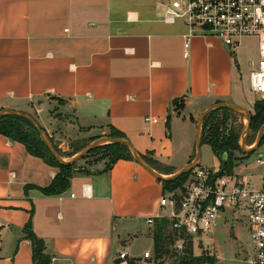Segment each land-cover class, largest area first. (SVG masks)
<instances>
[{
	"label": "crops",
	"instance_id": "obj_1",
	"mask_svg": "<svg viewBox=\"0 0 264 264\" xmlns=\"http://www.w3.org/2000/svg\"><path fill=\"white\" fill-rule=\"evenodd\" d=\"M161 7L153 0H0V111L35 116L55 143L117 130L156 172H179L195 158L191 118L218 103L252 111L258 99L249 76L258 61L244 82L239 67L236 83L234 58L213 65V51H229L214 38H194L185 59L187 28L162 22ZM175 101L184 104L179 111ZM57 173L0 134V264H33L24 233L30 221L52 264H148L154 240L146 220L162 212L163 185L137 162L119 160L108 172L77 174L62 194H44ZM139 236L150 244L132 252Z\"/></svg>",
	"mask_w": 264,
	"mask_h": 264
},
{
	"label": "built area",
	"instance_id": "obj_2",
	"mask_svg": "<svg viewBox=\"0 0 264 264\" xmlns=\"http://www.w3.org/2000/svg\"><path fill=\"white\" fill-rule=\"evenodd\" d=\"M165 9L162 22H181L185 59L189 58L192 40L214 38L230 52L238 50L243 40L255 38L258 62L249 76L252 93L264 100V0H153ZM243 170H239L240 168ZM264 154L254 160L246 158L229 175L218 176L219 168L199 166L191 171L183 188L168 191L160 199L162 212L146 223L154 229L158 219L169 221L173 233V250L181 255L188 242L212 234L234 220L247 218L251 240L245 264H264ZM247 171L250 173L247 175ZM89 189L84 186V195ZM75 197L74 194L71 195ZM128 250L119 254L126 260ZM150 259L151 253L145 252Z\"/></svg>",
	"mask_w": 264,
	"mask_h": 264
},
{
	"label": "trees",
	"instance_id": "obj_3",
	"mask_svg": "<svg viewBox=\"0 0 264 264\" xmlns=\"http://www.w3.org/2000/svg\"><path fill=\"white\" fill-rule=\"evenodd\" d=\"M59 103H63L61 99H57ZM179 102L175 101V105ZM235 112L229 109H218L213 111L205 120L202 128V146L207 144L211 147L212 152L219 158L220 166L218 176L229 175L234 172V169L246 158H251L255 153L245 154L241 150L240 141L243 133V124L239 125L235 116ZM216 115L218 117H216ZM251 117V132L253 137L259 133L264 126V100H257L254 105V113ZM191 121L196 123V120L191 118ZM42 127V126H41ZM43 128V127H42ZM44 129V128H43ZM45 130V129H44ZM0 134L19 143H22L28 152L38 158L43 159L47 164L58 169V173L53 179L52 183L42 188L41 191L46 195H59L66 192L70 186L72 179L77 174L91 175L90 169L78 168V163L71 166H64L59 164L52 156L47 146L44 144L37 128L28 120L6 116L0 120ZM110 138L125 139L124 135L117 130L110 133ZM97 138L86 140L80 148H77L75 154L84 149ZM54 142V140L52 139ZM264 147V135L260 148ZM56 148V147H55ZM259 148V149H260ZM57 149V148H56ZM58 151V150H57ZM59 152V151H58ZM97 152H103L101 157L96 161L106 160L105 170L108 172L119 160L135 161L129 148L120 144H106L93 149L84 159L87 160L91 155ZM240 154V156L238 155ZM60 154V153H59ZM61 155V154H60ZM144 161L154 168V162L139 154ZM65 157L64 155H61ZM72 157L74 156L71 155ZM66 158V157H65ZM191 172L183 175L173 182H161L164 193L173 191L178 188H183ZM25 237L30 241L32 246V260L33 264H52V257L46 253L45 241L38 237L32 230L31 221L24 229ZM154 252L157 257H162L169 253V246L175 242L173 233L169 230V221L166 219H158L155 223L153 232ZM218 260L215 256L202 254L196 256L194 254L193 243L188 242L184 252L176 258L174 264H217ZM120 264V261L116 262ZM128 264H135L134 260L129 261Z\"/></svg>",
	"mask_w": 264,
	"mask_h": 264
},
{
	"label": "rangeland",
	"instance_id": "obj_4",
	"mask_svg": "<svg viewBox=\"0 0 264 264\" xmlns=\"http://www.w3.org/2000/svg\"><path fill=\"white\" fill-rule=\"evenodd\" d=\"M161 12L163 15H165V9L161 7ZM213 59V65L217 68L218 66H221L223 63H227V60L232 58V60L235 59L234 62V73L236 74V77L234 81L237 83L241 76H238L239 73V67L241 69V75L243 78V82L246 81L247 76L249 75L250 71L253 69L251 66L252 62L258 61V52H257V41L255 38H246L243 40L242 46L236 50L234 53L230 51H213L212 54ZM234 58V59H233ZM237 64V66L235 65ZM249 86V85H248ZM257 97V96H256ZM258 99V98H256ZM59 103L58 101H56ZM257 102V100H256ZM56 103V104H57ZM61 103H59L60 105ZM183 103H178L176 105V111H179L183 108ZM255 105V104H254ZM236 113V112H235ZM254 113V108L252 111L249 112L250 116ZM33 116V115H32ZM219 116V115H218ZM216 115V117H218ZM237 123L236 124H243V133H245L246 126L248 124V120L245 116L236 113L235 114ZM36 120L37 118L33 116ZM199 116L196 119V125L198 121ZM38 121V120H37ZM39 122V121H38ZM45 129V128H44ZM46 131V130H45ZM253 133L250 131L249 135L246 138V145L245 148L251 149L256 146L258 134L254 138ZM49 136V135H48ZM52 141V137H49ZM54 147L57 148L59 153L61 155H64L67 160L71 159L69 157H72L71 155H76L79 152L75 154V151L77 148H80L82 145L77 140H59L53 142ZM103 152H97L96 154L91 155L87 160L79 161L77 162L78 168H87L90 169L92 172L91 174L96 175L102 171L105 170L106 166V160L102 161H96L98 158L101 157V154ZM264 154V147L260 148L258 152H256L251 158L252 160L255 159V157L258 154ZM240 156V154L238 153ZM201 166L205 167H211V168H219L220 166V160L219 158L212 152V149L209 145L204 144L201 148ZM264 168H260V173L263 171ZM239 170H243L241 167ZM247 175L250 173V171H247ZM232 232L234 234H232ZM132 252L133 251H140V249H143L144 247L148 246L150 244L149 237H137L132 239ZM251 240H250V234L248 229V221L247 218H241L238 220H234L232 216L228 217L227 224H224L220 228H217L212 234L210 235H204L201 238L197 239L196 244L194 246V254L196 256H200L202 254H207L210 256H215L217 258V255L221 258L222 264H245V259L247 254L250 252L251 248ZM169 253L162 256L157 257L155 252L151 253V258L147 260L148 264H174L176 262V258L180 255L176 254L173 250V245L168 247ZM217 254V255H216ZM218 262L219 259L217 258ZM218 264V263H217Z\"/></svg>",
	"mask_w": 264,
	"mask_h": 264
},
{
	"label": "water",
	"instance_id": "obj_5",
	"mask_svg": "<svg viewBox=\"0 0 264 264\" xmlns=\"http://www.w3.org/2000/svg\"><path fill=\"white\" fill-rule=\"evenodd\" d=\"M218 109H229L232 110L236 113H239L243 116H245L248 120V124L246 126L245 133L241 137L240 141V147L243 153L245 154H252L258 151L260 148V145L262 143L263 135H264V126L260 129L258 133V138H257V143L254 148L251 149H246L245 148V143H246V138L250 133L251 130V117L245 108L233 105V104H227V103H218L210 106L207 108L198 118L197 121V133H196V152H195V158L193 161H191L187 166H185L183 169H181L179 172L173 174V175H162L158 172H156L150 165H148L144 159L138 154L134 146L126 139H113L109 137L105 138H100L92 143H90L88 146H86L82 151H80L78 154L74 155L71 157V159L67 160L65 157H62L57 149L54 147L52 141L50 140L48 134L46 131L41 127L39 122L30 114L26 112H21V111H15V110H1L0 111V120L3 117L6 116H13V117H19L28 120L31 122L38 130L41 139L43 140L44 144L47 146L48 150L52 154V156L56 159V161L64 166H71L73 164H76L77 162L83 160L93 149L106 145V144H120L122 146H127L135 159V161L142 166L147 172H149L152 176H154L157 180L161 182H173L182 177L185 174L190 173L193 171L195 168L200 166L201 162V148H202V128L204 124V120L215 110Z\"/></svg>",
	"mask_w": 264,
	"mask_h": 264
}]
</instances>
